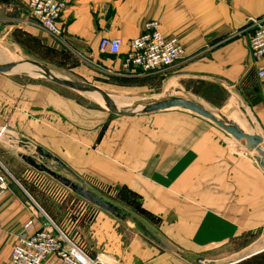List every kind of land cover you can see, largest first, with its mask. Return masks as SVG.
<instances>
[{
    "label": "crops",
    "instance_id": "crops-1",
    "mask_svg": "<svg viewBox=\"0 0 264 264\" xmlns=\"http://www.w3.org/2000/svg\"><path fill=\"white\" fill-rule=\"evenodd\" d=\"M66 1L59 21L63 38L56 39L29 19L28 0H0L2 47L15 51L13 56L18 60H22L21 55L40 65L46 59L56 58L62 50L75 60L77 69H98L147 82L162 77L168 82L191 84L203 94L217 92L223 105H240L256 134L264 139V81L256 75L264 67V57L255 60L249 49L255 25L264 22V0ZM149 21L160 23L166 39L180 41L187 55L185 61L160 73L134 77L123 71V56L100 54L103 38L122 40V51L126 52L129 41L138 37ZM25 75L0 73V114L5 113L0 129L8 130V138L13 140L22 136L27 145L22 148L12 141L10 149L0 152V161L13 179L9 180L8 191L0 194V264H9L16 234L29 220L30 201L54 224L67 225L72 240L85 244L91 257L106 264H193L189 257H194L198 264L197 259L202 258L175 254L156 233L165 248L144 235L129 237L122 232L118 219L104 211L99 212L91 227L86 226L81 212L65 220L62 209L67 204L68 192L35 172L23 160L24 151L34 154L42 149L63 164L69 170L65 171L87 190L120 208L127 206L117 202L124 193L137 200L141 195L145 208L176 207L180 202L162 199L159 193L163 190L158 189L155 181L160 180L168 191H175L170 187L176 186L177 192H196V188L174 184L175 178L208 170L209 176L224 180V187L212 184L210 189L213 194L220 190L227 201L231 200L225 208L253 207L262 213L256 223H264V170L255 157L252 160L246 155L235 156L230 147L227 150L218 144L219 140H213V168L195 167L191 162L197 156V140L164 137L156 141L153 133L151 137H142L138 129L143 125L135 120L137 116L114 117L98 103H83L37 78L26 79ZM262 145L264 148V142ZM157 147L163 153L161 159L155 157ZM242 148L244 154H253ZM159 160L162 172L155 174V161ZM234 199L240 204L234 206ZM227 218V213H221L220 220L213 222L223 224Z\"/></svg>",
    "mask_w": 264,
    "mask_h": 264
},
{
    "label": "rangeland",
    "instance_id": "rangeland-1",
    "mask_svg": "<svg viewBox=\"0 0 264 264\" xmlns=\"http://www.w3.org/2000/svg\"><path fill=\"white\" fill-rule=\"evenodd\" d=\"M14 53L15 51L13 50L10 52L6 47L3 48L0 42V64L20 61L15 64L14 69L11 70L10 73H25L27 74L25 75L26 79L30 77L37 78L43 84L62 90V92H65L68 96L74 97L83 103L92 105L98 103L103 106L100 100L95 96L96 94L94 93L96 92L80 93L61 87L39 73L40 70L30 62L34 59L20 55L22 60H18V57L13 56ZM46 60L47 61L41 64L44 68V72H49L61 80L79 83L83 86L91 85L97 87L109 94L114 104L119 103L125 105V108L119 110L115 104V111L135 113L152 103L170 100L172 98H182L196 103L209 112L216 114L221 121L222 117H225L227 120L237 125L239 124L238 126H241L240 128H243L246 133L256 134L247 114L241 109L240 105H223V98L220 97L217 92L212 91L203 94L201 90H196L191 84L168 82L167 79L163 80L162 77L147 82L144 80L121 78L116 75L107 74L98 69H77L74 62L75 60L62 50H59L56 58ZM20 66H23L24 71H15V69ZM104 108H106V105H104ZM111 113L114 117H121L113 112ZM3 115H5V113L0 114V119L3 118ZM135 116H137L135 120L143 125H139L141 129H138L139 133L142 131V137L146 135L151 137V133H153V139L156 141L162 140L164 137L168 138V140H177V137H180L179 140H197V144L195 145L197 156L191 162V165H195V167L201 166L203 169L207 167V165H210V167L213 168V140H219L218 144L227 147V150L230 147V151L233 152L235 156L236 154L246 155L252 160L257 156L248 153L244 154L245 151L242 148L244 146L243 142H237L217 125L184 109H173L144 116L135 114ZM4 117H7V113ZM0 128H3V126ZM7 132L8 130L6 129H0V152L9 148V146L12 145L10 143L12 141L17 142V146L22 148L27 146L22 136L18 137L19 139L13 140L8 138ZM6 143L10 145H6ZM32 149L33 147H31L30 150ZM32 151L34 152V150ZM24 153L25 157L32 158L41 168H43V166L49 168L48 164H52L50 160H41L37 152L31 154L28 151H24ZM162 156V151L157 147V149H155V157L161 159ZM161 163L160 160L159 162L155 161V174L162 172L160 167ZM52 165H56V163ZM31 168L35 170V172L44 174V176H46L45 178L51 182L50 184L56 186L59 190L68 192V196L65 198L67 204L65 209H62L65 220L69 221L71 219L70 217L73 218L77 216L78 213L80 215L81 212L85 215L84 219L87 227H91L95 224L99 212H102L101 209L93 207V205L84 201L70 188L61 184L50 174L43 170ZM51 171L70 180L75 185L82 186L78 180L72 178L65 170L51 169ZM207 173L210 172L207 170L194 174L192 171L189 174L187 173L186 176L175 178L176 182L174 184L179 183L190 189L196 188V192L189 190L186 192H177L176 186L170 187L171 190L175 191H168L160 180L155 181V185L158 189L163 190L159 193L162 199H173L174 201L180 202L176 207L145 208V200L141 195L138 200L125 193L118 196L117 202L127 205L125 208L118 207L128 215L125 222L117 220L123 228L122 232L124 234L127 233L129 237L137 235L143 238L141 236L144 234L143 229L147 228L153 232V234L156 233L159 235L160 239L169 247V250L175 254H194L198 257H202L209 263L264 264V223H256L258 217H261L262 213L253 207L225 208L224 206L226 204L232 203L231 200L227 201L225 194L219 193L220 190L215 191L216 193L213 194V191L210 189L212 184L218 188L224 187V180L222 182L221 178H213V176H209ZM155 178L158 177L155 175ZM159 178L161 179L163 177ZM7 179L9 185V180L12 179L9 173H7ZM165 180L168 181L167 178H165ZM29 204L33 206L32 201H30ZM233 204L236 206V204L240 203L238 200L234 199ZM214 205H217L218 208L213 207ZM115 206L117 207V205ZM85 207L87 209H85ZM221 213H227L228 218L224 220L225 222H223V224H215L213 221L220 220L219 217ZM138 223H140L141 226ZM56 226L76 247L89 255L86 252L85 244L72 240L71 236L66 231L67 225L62 226L57 224ZM89 257L91 256L89 255ZM188 260L190 263L195 264L194 257H189Z\"/></svg>",
    "mask_w": 264,
    "mask_h": 264
},
{
    "label": "built area",
    "instance_id": "built-area-1",
    "mask_svg": "<svg viewBox=\"0 0 264 264\" xmlns=\"http://www.w3.org/2000/svg\"><path fill=\"white\" fill-rule=\"evenodd\" d=\"M66 6V0H28V16L52 37L62 39L63 29L59 21ZM122 47L120 39L103 38L99 43V52L112 57L123 56L124 72L134 77L163 72L187 58L185 48L178 39L163 36L158 21L147 22L143 32L129 41L126 52L122 51ZM249 49L255 60L264 57V22L255 25ZM256 75L264 81V67L259 68ZM7 173L0 161V194L9 189ZM32 205L28 206L29 220L16 234L9 264H106L76 247L35 203Z\"/></svg>",
    "mask_w": 264,
    "mask_h": 264
},
{
    "label": "water",
    "instance_id": "water-1",
    "mask_svg": "<svg viewBox=\"0 0 264 264\" xmlns=\"http://www.w3.org/2000/svg\"><path fill=\"white\" fill-rule=\"evenodd\" d=\"M35 67H37L41 74H43L45 77L52 80L55 84L73 90L77 92H96L98 93L105 105L106 108L115 113L118 116L131 118L135 116V114H141V115H147V114H154V113H160V112H166L173 109H184L186 111H189L190 113H193L205 120H208L209 122L217 125L219 128H221L223 131H225L228 135L233 137L238 142L244 143V148L248 152H255L257 156H255V159L259 162L261 168L264 170V148L262 147V144L264 142V139L262 136L258 134H249L243 131L237 124H235L232 121L227 120L225 117H222V121L219 120L213 113L209 112L205 108L199 106L196 103H193L191 101H187L182 98H172L170 100L160 101L157 103H152L150 105L145 106L141 111L135 112V113H125L120 111H115V104L112 100V98L107 94L105 91L91 86H83L82 84L71 82V81H65L61 80L57 77H55L53 74L49 72L43 71V66L37 63H32ZM15 67V64H5L0 65V73L6 74L11 72ZM38 154L40 155L41 160H51L56 163V165L48 164L49 168L46 166H43L41 168L38 166L32 158L24 157L23 160L30 165L31 167L37 169V170H43L44 172L50 174L53 178H55L57 181H59L64 186L70 188L77 196L82 198L87 203L93 205L94 207H97L101 209L102 211L111 214L116 219L120 221H125L128 218V215L122 211L120 208L116 207L113 203L108 202L104 200L103 198L99 197L98 195L92 193L91 191L87 190L85 185L83 183L82 186L73 184L70 180L63 178L62 176L58 175L56 172L51 171V169L55 170H67L69 171L63 164H61L58 160L54 159L51 155L45 154V152L42 149L37 150ZM140 225V223H138ZM141 226V225H140ZM144 236L151 240L152 242L156 243L158 246L165 248L163 243L159 238H157L153 232L148 230L147 228H144ZM198 264H214L209 263L205 261L203 258L197 259Z\"/></svg>",
    "mask_w": 264,
    "mask_h": 264
},
{
    "label": "bare ground",
    "instance_id": "bare-ground-1",
    "mask_svg": "<svg viewBox=\"0 0 264 264\" xmlns=\"http://www.w3.org/2000/svg\"><path fill=\"white\" fill-rule=\"evenodd\" d=\"M15 71H24V68H23V66H20L19 68H17V69H15ZM94 94H96L95 96L100 100V102H101V104H103V106L105 105V103H104V101H103V99H102V97L98 94V93H94ZM115 100V99H114ZM116 105H117V107L119 108V110H121V109H123V108H125V105L124 104H117V103H115ZM126 111V110H125ZM139 111V110H138ZM137 112V111H136ZM218 119H219V117L216 115V114H214ZM239 125V124H238ZM241 127V126H240ZM243 131H245L243 128H241ZM262 147H263V145H262ZM253 154H256L255 152H253ZM257 155V154H256Z\"/></svg>",
    "mask_w": 264,
    "mask_h": 264
}]
</instances>
